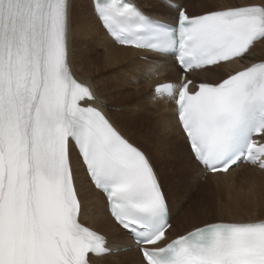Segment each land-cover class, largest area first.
I'll return each mask as SVG.
<instances>
[{"label": "snow or ice", "instance_id": "obj_1", "mask_svg": "<svg viewBox=\"0 0 264 264\" xmlns=\"http://www.w3.org/2000/svg\"><path fill=\"white\" fill-rule=\"evenodd\" d=\"M190 6L0 0V264H109L132 250L136 264H264V218L230 219L245 209L210 204L177 221L190 199L182 185L241 165L264 173V0ZM109 45L144 55L97 59ZM145 66L173 67L177 82L110 106ZM203 74L219 78L198 82ZM146 101L175 110L138 143L110 114L137 116ZM165 143L194 176L158 170ZM90 197L111 239L86 223Z\"/></svg>", "mask_w": 264, "mask_h": 264}, {"label": "bare ground", "instance_id": "obj_2", "mask_svg": "<svg viewBox=\"0 0 264 264\" xmlns=\"http://www.w3.org/2000/svg\"><path fill=\"white\" fill-rule=\"evenodd\" d=\"M190 3H191V6L189 7L190 12L200 10L198 6L199 0H190ZM259 47L264 48V46L258 45L257 48ZM143 55L144 53L137 52L136 50H132L129 48L120 47L116 45H109L106 49H101L100 52L97 53L96 58L98 59L101 57L110 56L115 61H119L122 64H127V63L139 61L140 57H142ZM78 73L81 76H87L89 74V71L84 68H81L78 69ZM155 77L160 78L158 80L175 81L178 79L176 75V69L173 67L169 66L166 68H161L159 71L149 74L147 71V67L145 66V71L143 73V77L141 81L137 84L132 85L131 88L129 89V92L125 93V95L122 98H117L115 100L109 101V105L114 107H120L125 105L126 102L120 104L125 99L128 100L127 102L129 103L132 100L139 99L140 97H150V95L152 94L151 86L154 82L158 81L155 80ZM218 78L219 77L216 74H203L197 77L198 82H215L216 80H218ZM147 90H150L149 94L142 95V92H146ZM116 104H120V105H116ZM174 110H175L174 103L168 104L161 102V103L153 104L150 101H146V107L139 115L123 120H127L126 122H128L131 125L130 127L132 128L134 127L135 130H138L140 132V134H143L148 137L150 132L156 130L158 125H160L163 121L171 120ZM144 116L147 117V120H150L149 123L143 122L142 119ZM112 118L114 119L113 115ZM119 118L121 117L119 116ZM114 120L116 121V118ZM157 162H158V170L163 175H166L165 169L167 167L174 170L173 174L175 176H186L190 173H194V170L191 167L189 166L184 167L181 165L180 159L178 158V154L175 151L169 152L166 143L164 145L163 154H159V153L157 154ZM244 170H250L256 172L258 173V175L259 174L264 175V173L256 169L242 166L226 176L205 175L206 178L208 179V180L206 179V181L209 182L211 180H215L214 182L217 181L225 182L236 175H241ZM201 178H203V176H200V179ZM189 191H194V189L191 188ZM187 193L189 192L181 189L179 194L180 198L181 199L184 198V195H186ZM254 193L253 195L255 196L258 195L260 192L257 194ZM253 200L254 202H246L247 204L245 203L246 204L245 211L247 216L234 217L231 219L255 220L258 218H264V195L253 197L251 201ZM254 207L257 208L259 211L256 210L257 212H255ZM84 208H85V221L89 226L97 229L102 234L108 236L109 239H111L114 235H117V233L114 231L109 221L106 219L104 207L99 200L92 197L88 198L87 200L84 201ZM189 210H192V208ZM189 210H182L180 215L177 217V221L186 219V216L196 211V210L195 211L192 210V212L190 213ZM123 243H129V241H124ZM136 259H137V252L135 250H132L129 252L120 253L118 255L113 256L110 259L109 264H136Z\"/></svg>", "mask_w": 264, "mask_h": 264}, {"label": "rangeland", "instance_id": "obj_3", "mask_svg": "<svg viewBox=\"0 0 264 264\" xmlns=\"http://www.w3.org/2000/svg\"><path fill=\"white\" fill-rule=\"evenodd\" d=\"M256 53L258 55L259 53L260 55L264 54V48L263 47L257 48ZM149 91L150 90H147L146 92H142V95L149 94ZM127 101L128 100L125 99L120 104L125 103V102H126L125 104H127L128 103ZM120 104H116V105H120ZM112 115L114 116V119L116 118V121L118 122V124L130 130L129 134L134 136L138 143H144V140L145 138H147V136L140 134V132L138 130H135L134 127L133 128L130 127L131 125L128 122H126L127 120H123L119 118L120 116L119 113H113ZM142 120L144 123L150 122V120H147V117L145 116L143 117ZM178 158L180 159L179 155H178ZM180 163L184 167L188 166L187 163L182 162L181 159H180ZM173 172L174 170L169 167L165 169V174L167 176L175 177ZM186 176H194V173H190ZM206 179L207 178L204 175L203 178L201 179L199 177L198 183H197V180L194 179L191 183L182 185L179 189V194H180L181 189L189 192L186 195H184V198L187 196H190V199L188 200L183 210H189L191 208L194 211L196 210L194 213L186 216V219H184L185 224H188L191 222L193 214L201 215L203 209L206 208L210 204H214L217 206L232 205L233 207L239 206L245 209L246 204H247L246 202H254V200L251 201L253 197L264 195V175L263 174L258 175V173L250 171V170H244L241 175H236L228 179L225 182H220V181L214 182L215 180H211L209 181L210 182L209 183L206 181ZM191 188H193L194 191H189ZM253 193L254 194L259 193V194L254 196ZM254 209H255L254 211L257 212L256 210L258 209L255 207ZM245 216H247L246 211H244L243 214L237 213L235 217H245ZM229 218L231 219L234 217H229Z\"/></svg>", "mask_w": 264, "mask_h": 264}]
</instances>
